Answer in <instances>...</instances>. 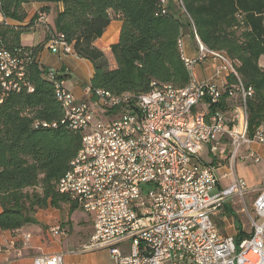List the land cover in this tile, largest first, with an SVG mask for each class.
<instances>
[{
    "label": "built area",
    "instance_id": "1",
    "mask_svg": "<svg viewBox=\"0 0 264 264\" xmlns=\"http://www.w3.org/2000/svg\"><path fill=\"white\" fill-rule=\"evenodd\" d=\"M37 16L45 18L42 13ZM189 20L196 55L184 58L181 41L184 64L193 69L210 61L219 83L191 79L185 91L154 90L142 102L103 103L98 91L89 87L87 98L77 99L64 79L57 78L65 72L48 68L47 76L57 80L54 91L66 102L62 122L81 134L78 161L56 182V189L64 190L92 220L94 230L81 249H106L115 264H264V177L253 214L247 213L252 229L247 237L237 243L213 219L227 197L242 199L251 191L235 166L237 161L260 162L252 150H240L253 142L264 146V121L248 133L246 99L252 88L243 84L238 66L229 63L225 52L212 56L205 44H199ZM6 25L9 18L0 0V26ZM50 37L52 53L71 54L62 35ZM26 62L19 52L4 48L0 39V103L11 91H32L24 81ZM226 88L237 99L230 113L223 110ZM145 102L150 112H141L140 103ZM132 118H141L142 132L132 128ZM219 164L227 167L220 176ZM106 177H114V184H106ZM220 177H230L223 189ZM102 185H111V192H102ZM51 230L64 231L59 224ZM32 260L62 264L63 253Z\"/></svg>",
    "mask_w": 264,
    "mask_h": 264
},
{
    "label": "trees",
    "instance_id": "2",
    "mask_svg": "<svg viewBox=\"0 0 264 264\" xmlns=\"http://www.w3.org/2000/svg\"><path fill=\"white\" fill-rule=\"evenodd\" d=\"M28 1L62 4L50 35H62L72 53L91 63V90L114 95L146 93L163 85L181 88L190 82L179 48L184 27L174 7L179 3L203 44L239 61L240 79L253 90L246 99L248 133L264 121V70L259 64L264 56V0H168L165 5L162 0H1L4 16L22 21V4ZM115 18L121 27L110 46L111 67L94 43ZM24 31L23 26H0L2 46L27 58L24 81L32 88L11 91L0 103V229L11 232L35 224L39 210L66 206L70 214L80 209L56 189L79 151L81 134L62 122L57 80L37 60L51 37L24 46L19 38ZM63 77L65 73L57 76ZM248 235L238 225L234 238L238 243Z\"/></svg>",
    "mask_w": 264,
    "mask_h": 264
},
{
    "label": "crops",
    "instance_id": "3",
    "mask_svg": "<svg viewBox=\"0 0 264 264\" xmlns=\"http://www.w3.org/2000/svg\"><path fill=\"white\" fill-rule=\"evenodd\" d=\"M22 7L26 17L22 21L17 22L9 19V24L15 27H25V31L19 37L20 43L24 46L32 47L42 42L45 36H51L50 32L51 28H53L55 14L57 11L62 10V4L28 1L23 3ZM39 13L44 14V20L38 19L37 15ZM188 21L191 23L189 19ZM120 27V20L117 18L111 20L101 37L94 43L96 47L102 49L111 67L115 66V62L110 52V46L117 42ZM190 27L191 25L189 24L181 27L182 54L184 58H193L196 55V44L193 34L189 31ZM37 60L41 65L47 66V68L63 70L65 72V77H63L64 86L77 99L83 100L87 98L85 89L89 87L93 74V67L89 61L78 57L74 53L65 55L52 53L48 48V42L37 55ZM259 62H264V56L260 58ZM190 76L191 79L196 81L219 83V78L213 74V64L210 61L195 65ZM248 150H252L258 155L260 162L253 163L251 160L237 161L235 168L238 176L246 181L248 190L252 191L259 189L264 177V146L253 142L248 146H243L240 153L245 154ZM226 170V165H221L217 168V173L220 176ZM229 181L230 177H220L219 188H225ZM232 198H237V196L227 197L224 200L221 211L213 219L223 234L235 237L238 233V225L242 231L247 232L241 224L237 211L233 209ZM242 199L239 198V201ZM72 213L69 214L68 209L65 214H62L59 209L46 208L36 212L35 224L25 225L12 232L0 229V264H32V259L38 255L59 252L63 253L62 264H115L106 249H81L87 243L94 230L92 220L90 216L86 219L81 217V219L74 220ZM80 221H84V224L87 223V225L81 227ZM68 222L71 223L69 224ZM57 224L64 230L62 234L51 232L53 226Z\"/></svg>",
    "mask_w": 264,
    "mask_h": 264
},
{
    "label": "bare ground",
    "instance_id": "4",
    "mask_svg": "<svg viewBox=\"0 0 264 264\" xmlns=\"http://www.w3.org/2000/svg\"><path fill=\"white\" fill-rule=\"evenodd\" d=\"M194 32H196V30ZM196 36H197V34H196ZM197 40H198L199 44H203L200 41V39L198 38V36H197ZM179 48L181 51V38L179 40ZM71 53H72V51H71ZM208 53L212 54V56H213V55H219V53H224V52L208 48ZM225 58H227L229 63H234L235 66H239V61L236 59H231L230 57L227 56L226 53H225ZM186 68L188 69V71L190 73L192 72V67H190L189 65H186ZM190 82H191V80H190ZM190 82L187 85H189ZM152 85H153V83H152ZM186 86L181 87V88L172 87L171 85H163L160 87L155 86V88H152L149 92H146V93H137V94L136 93H123L121 95H114L109 91L100 90V89L91 90L89 88V90L90 91H98L100 100L103 103L127 102V101L142 102V100H144V98L151 97V94L154 92V90L159 91V92H169L172 90L173 91H185ZM55 87H57V81L55 82ZM252 92H253V90H252ZM55 97L63 109V117H67L66 102H65V100H63L60 91H55ZM140 110H141V112H145V113L150 112V105H148V103H146V102L140 103ZM132 128L135 129V132H142L143 131V124H142L141 118H132ZM78 158H79V151L77 152L75 158L71 161V164L74 163L75 161H78ZM106 184H114V177H106ZM58 191L60 193L64 194V190H58ZM102 192H111V185H102Z\"/></svg>",
    "mask_w": 264,
    "mask_h": 264
},
{
    "label": "rangeland",
    "instance_id": "5",
    "mask_svg": "<svg viewBox=\"0 0 264 264\" xmlns=\"http://www.w3.org/2000/svg\"><path fill=\"white\" fill-rule=\"evenodd\" d=\"M178 4L179 3H176L174 5L175 9L179 12L177 15L180 17V19L184 23V25H185L186 22H187L186 24L190 25V23L188 21V18L185 16V14L183 12H181V9L178 8ZM189 31H190V33H192L191 27H190ZM259 64L262 67V69H264V62H259ZM223 97H224L225 102H226V105L223 108V110L225 112H227V113H230L233 104H237L236 103L237 99L235 98V96L232 93L226 92V90L223 93ZM257 195H258V191L257 190H255V191L252 190L251 192L246 193L241 201H239L238 197L237 198H232V202L234 203L233 209L235 211H237V215L240 218L241 224L243 225V228L247 232V234L251 233V225L249 223L250 221H249V219L247 217V213H249L251 215L253 214V209L254 208H253L252 205H253V201H254V199L256 198ZM59 210L62 212V214H65V212L67 211V207L66 206H62ZM81 217L86 219V218H88V215H86L80 209H78L77 211L72 213V218L74 220L81 219ZM68 223L70 224L71 222H68ZM80 225H81V227H83V226H86L87 223L84 224V221H80Z\"/></svg>",
    "mask_w": 264,
    "mask_h": 264
}]
</instances>
